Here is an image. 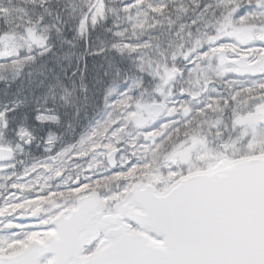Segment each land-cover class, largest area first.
<instances>
[{
	"label": "snow or ice",
	"instance_id": "obj_1",
	"mask_svg": "<svg viewBox=\"0 0 264 264\" xmlns=\"http://www.w3.org/2000/svg\"><path fill=\"white\" fill-rule=\"evenodd\" d=\"M9 64L14 73L20 71L11 55H0V72L9 71ZM0 116L7 129V111ZM33 118L42 119L38 113ZM233 131L242 136L241 149H250L235 158L264 152V114L237 120ZM21 135L27 134L17 132L18 148L0 144V152L7 153L0 158V181L10 182L6 194L0 192V264H264V205L250 217L225 210L220 194L235 173L211 172L209 165L217 161L193 167L192 156H157L153 166L147 155L131 156L123 166L68 184L62 171L54 184H27L29 168L51 173L56 162H34L16 181L4 175L5 160L14 159L25 143L31 146ZM105 178L114 190L101 183ZM33 235L41 239L29 243ZM55 253H66L67 259Z\"/></svg>",
	"mask_w": 264,
	"mask_h": 264
},
{
	"label": "trees",
	"instance_id": "obj_2",
	"mask_svg": "<svg viewBox=\"0 0 264 264\" xmlns=\"http://www.w3.org/2000/svg\"><path fill=\"white\" fill-rule=\"evenodd\" d=\"M135 2L141 3L138 10L143 5L163 6L165 18L170 10H180L183 16L192 7L200 19L209 14L230 20L241 13L244 18H258V24L264 27V0H131L128 6H120L119 0H0V37L6 34L10 40L17 39L18 56L14 60L20 68L14 73L9 64V71L0 72V112L7 111V116L15 118H7L8 124L26 127L36 142L54 136L56 144L66 145L85 133L94 117L104 120L112 101L110 88L115 92L113 100L122 99L129 106L143 99L144 95L120 96L126 92L127 73H142L150 65L141 59V46L148 52L167 50L162 36L156 44H151L150 38V43H143L148 27L157 28L160 24L157 15H144L145 8L134 14L133 20L128 17L126 11ZM131 26L137 37L133 42L137 50L130 52L134 54L136 68L128 71L129 51L125 45L130 43ZM92 53H96V58L99 55L100 62L92 61ZM67 59L71 60L67 66L60 62ZM145 61L158 65L156 58ZM37 113L49 114L54 119L37 123L32 119ZM247 156L252 155L239 158Z\"/></svg>",
	"mask_w": 264,
	"mask_h": 264
},
{
	"label": "flooded vegetation",
	"instance_id": "obj_3",
	"mask_svg": "<svg viewBox=\"0 0 264 264\" xmlns=\"http://www.w3.org/2000/svg\"><path fill=\"white\" fill-rule=\"evenodd\" d=\"M247 31L245 32L247 35L246 40L250 41V44L246 46L238 44V48L235 49V44L233 43V49H224L229 61L246 59V63L251 65L264 56V45L261 44L260 38L256 35L259 29L253 27ZM232 33L233 30L231 31V35ZM233 35L232 38H234ZM224 43L228 47V40H225ZM260 48H262V51H260ZM217 66L220 65L218 64ZM216 68V71L213 70L207 63L204 75L192 78L188 84H184L182 72L178 73L172 84L166 85L165 83L168 89H163L162 94L167 91L165 99L172 103V108L169 109L165 105V109L166 112L171 111L173 115L168 117L165 114L162 119L169 121L176 120V123L181 125L179 115L182 114L181 111L184 108H187L188 113L192 116V109L194 108V114L197 111L199 113L212 114L217 112L218 107H220L224 117L223 120L226 122H236L235 118L243 121L245 116L252 118L253 115L264 114V74L251 78L245 73L244 68H242L240 70L241 75L238 77L235 73L236 68L231 65L226 67L220 66L219 69ZM204 121L205 119L202 117H197L192 124L191 119L189 128L192 131L190 134L193 138L208 139V136L212 135L211 131L209 134L205 130V132H197L198 128H202L199 125ZM189 145L191 150L192 147L194 149L198 147L197 142L192 144L191 137ZM86 172L84 166L77 165V168L69 171V176L72 178L82 177L80 175H84Z\"/></svg>",
	"mask_w": 264,
	"mask_h": 264
},
{
	"label": "rangeland",
	"instance_id": "obj_4",
	"mask_svg": "<svg viewBox=\"0 0 264 264\" xmlns=\"http://www.w3.org/2000/svg\"><path fill=\"white\" fill-rule=\"evenodd\" d=\"M202 36H203V34H202ZM206 37H208V34L206 35ZM16 43H17V39H11L5 45V47L3 49L7 50L8 52L16 53ZM197 50H199V46H193L192 45V52H195ZM179 53H180V56L184 57L183 56L184 55V49L181 48ZM197 117H200L198 111L195 114H193V116H192V124H193V121ZM202 128L198 129L197 132L198 131H203V132L206 131L207 134L210 133L209 129H207L205 127H202ZM186 132L188 133L187 130H186ZM122 134H123V131H114L113 129L112 130L109 129V132L106 133L104 131V128L102 125L96 126L95 128H93V132L90 134V136L88 138L80 141L78 144H76L74 146V148L72 149V151L62 152V159H64V160L67 159L66 162L68 163V166H66V167L64 166L65 168L62 170H59L58 172L68 171V169L72 168L73 165L70 164V160L73 156L90 154L93 159H90L88 162L84 163L83 166L86 168V170H88V172L90 174H94L95 172H97L101 169V165H100L101 158H104L109 152H111L115 149V145L118 143V138H120ZM190 136H191V134H190ZM190 136H189V138H190ZM210 136H208L207 142L211 144V138L212 137H210ZM20 138L23 140L28 139L26 135H21ZM192 142H193V137H192ZM202 143H204V140H202ZM226 143L227 142H224L220 147L216 146L214 144V148L211 145V153L208 155L206 154V152H198L197 151V153L196 152L193 153L194 150L193 149L191 150V148L189 146L188 149H185V151L187 152L186 154L179 153L178 157L176 156V157H172V158L173 159L178 158L180 160H186L190 156V155H188V153L190 151V153L192 154V157H195V162L192 165L193 167H195L196 163H199L201 161L205 162L206 161L205 158H208V156H210L212 154L217 155L221 152H225V150H223V147ZM79 144H82L83 146H78ZM241 151H243V150H237L233 153L231 152V154H229L230 152H225V153L229 154L230 158L223 156L222 160L234 159L239 153H241ZM246 151H248L250 153V149H246ZM127 161H128V157L121 156L119 159V165L123 166V164H126ZM205 164H208V163L205 162ZM58 172H56L54 175H56ZM83 177H85V176H83ZM70 180H71V178L66 177V180H64V181L66 184H68ZM26 183L27 184H39V185H41V184L46 183V181L42 180L41 178H37L36 181L35 180L34 181H26ZM85 187H87V186H85ZM0 192H3L2 188H0ZM5 194H6V192H5ZM65 195H67V193ZM38 239H41V238L33 235L30 238L29 243L32 241H37Z\"/></svg>",
	"mask_w": 264,
	"mask_h": 264
},
{
	"label": "water",
	"instance_id": "obj_5",
	"mask_svg": "<svg viewBox=\"0 0 264 264\" xmlns=\"http://www.w3.org/2000/svg\"><path fill=\"white\" fill-rule=\"evenodd\" d=\"M4 42L5 37L1 39V43ZM221 58L223 59V54ZM253 69H264V60H261ZM158 109L160 107H153L155 117L159 113L156 112ZM5 156H7L6 152H0V158ZM8 161L10 160H5V162ZM217 169L235 173L230 183L220 194V200L225 210L238 216L250 217L261 205H264V156L223 162L210 171L216 172ZM55 255L59 260L67 259L66 253H55Z\"/></svg>",
	"mask_w": 264,
	"mask_h": 264
}]
</instances>
